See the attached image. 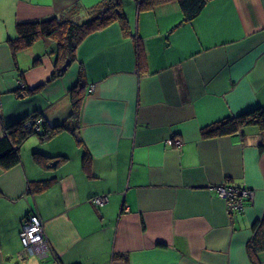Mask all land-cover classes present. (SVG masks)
I'll return each instance as SVG.
<instances>
[{
	"label": "crops",
	"instance_id": "obj_1",
	"mask_svg": "<svg viewBox=\"0 0 264 264\" xmlns=\"http://www.w3.org/2000/svg\"><path fill=\"white\" fill-rule=\"evenodd\" d=\"M102 1L0 0V137L33 113L70 128L28 137L18 164L0 167V264H252L246 243L264 211L259 132L200 130L264 108V0H208L187 22L176 0H121L126 31L114 21L86 35L51 80L53 38L15 51L7 41L18 20L66 13L79 22ZM32 152L54 158L39 162ZM224 182L253 191L241 210L229 212L218 196ZM93 196L107 200L96 205ZM28 215L41 221L46 253L22 246ZM256 259L264 264V251Z\"/></svg>",
	"mask_w": 264,
	"mask_h": 264
},
{
	"label": "trees",
	"instance_id": "obj_2",
	"mask_svg": "<svg viewBox=\"0 0 264 264\" xmlns=\"http://www.w3.org/2000/svg\"><path fill=\"white\" fill-rule=\"evenodd\" d=\"M165 0H139V6L153 5ZM182 13V21H191L202 11L208 0H176ZM118 21L122 30L127 29L126 14L121 7V0H103L89 10L88 16L76 22L68 18V14L53 15L43 19L18 20L15 23V37L7 39L13 51L30 46L38 37H49L56 41V48L59 55L55 63V68L48 80L61 75L60 66L66 58L72 60L73 49L86 35L108 25L111 22ZM43 83L36 87L26 88V93H32L39 89ZM83 83L79 78L76 92L72 94L73 114L77 113L81 97L78 90H82ZM39 113L27 115L16 122L4 128V134L0 137V167L9 169L20 161V147L32 135L38 136L40 140H46L56 131L70 130L65 124L49 125L42 117L40 129L36 130L35 121ZM245 126H254L257 128L260 140L259 150L264 148V108L260 106L253 107L237 115L227 116L203 126L200 133L203 137H216L233 134ZM78 141L81 142V139ZM32 157L39 162H44L54 157L32 152ZM63 158V157H60ZM90 154L85 151L82 158V167L85 172L89 171ZM53 178L40 179L30 184V190L39 192L46 189L53 183ZM123 210V206H122ZM29 216V215H28ZM27 218V217H26ZM251 236L246 243V252L251 259L252 264H258L256 256L264 251V211L260 218L251 224ZM118 257L125 258L123 254Z\"/></svg>",
	"mask_w": 264,
	"mask_h": 264
},
{
	"label": "built area",
	"instance_id": "obj_3",
	"mask_svg": "<svg viewBox=\"0 0 264 264\" xmlns=\"http://www.w3.org/2000/svg\"><path fill=\"white\" fill-rule=\"evenodd\" d=\"M92 88V86H91ZM35 121V129H40L42 118L40 116L30 120ZM176 143H178L176 141ZM218 196L225 201L229 212L241 210L247 201H250L253 196V191L245 185H234L229 182H224L214 187ZM91 202L96 205H102L106 202V196H93L90 198ZM20 241L22 246L28 254L35 251H43L46 253L47 245L40 219L36 215H29L23 221L19 231Z\"/></svg>",
	"mask_w": 264,
	"mask_h": 264
},
{
	"label": "water",
	"instance_id": "obj_4",
	"mask_svg": "<svg viewBox=\"0 0 264 264\" xmlns=\"http://www.w3.org/2000/svg\"><path fill=\"white\" fill-rule=\"evenodd\" d=\"M69 63H70V59L66 58L64 63L60 67V71L63 72L66 69V67L68 66Z\"/></svg>",
	"mask_w": 264,
	"mask_h": 264
},
{
	"label": "rangeland",
	"instance_id": "obj_5",
	"mask_svg": "<svg viewBox=\"0 0 264 264\" xmlns=\"http://www.w3.org/2000/svg\"><path fill=\"white\" fill-rule=\"evenodd\" d=\"M252 127H254V126H252Z\"/></svg>",
	"mask_w": 264,
	"mask_h": 264
}]
</instances>
